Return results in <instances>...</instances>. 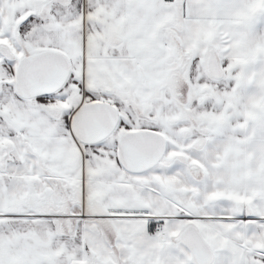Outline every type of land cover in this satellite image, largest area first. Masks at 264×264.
I'll return each instance as SVG.
<instances>
[{"label":"snow or ice","instance_id":"snow-or-ice-1","mask_svg":"<svg viewBox=\"0 0 264 264\" xmlns=\"http://www.w3.org/2000/svg\"><path fill=\"white\" fill-rule=\"evenodd\" d=\"M0 264H264V0H0Z\"/></svg>","mask_w":264,"mask_h":264}]
</instances>
